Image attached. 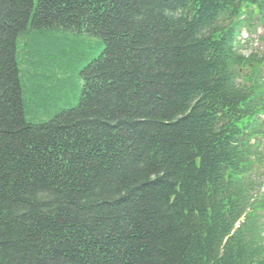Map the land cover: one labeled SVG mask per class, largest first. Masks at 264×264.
Returning a JSON list of instances; mask_svg holds the SVG:
<instances>
[{
    "label": "trees",
    "instance_id": "16d2710c",
    "mask_svg": "<svg viewBox=\"0 0 264 264\" xmlns=\"http://www.w3.org/2000/svg\"><path fill=\"white\" fill-rule=\"evenodd\" d=\"M258 26L264 0H0V264H264Z\"/></svg>",
    "mask_w": 264,
    "mask_h": 264
},
{
    "label": "rangeland",
    "instance_id": "374dc122",
    "mask_svg": "<svg viewBox=\"0 0 264 264\" xmlns=\"http://www.w3.org/2000/svg\"><path fill=\"white\" fill-rule=\"evenodd\" d=\"M260 32H261V30H258V33H260ZM253 38H256V36H253ZM99 49L94 44L91 45V53H93L92 55H95L99 51Z\"/></svg>",
    "mask_w": 264,
    "mask_h": 264
}]
</instances>
